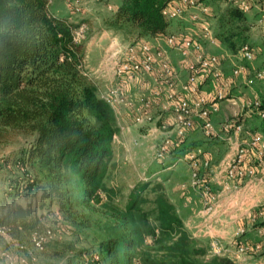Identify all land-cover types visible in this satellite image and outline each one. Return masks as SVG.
<instances>
[{"label": "trees", "instance_id": "trees-1", "mask_svg": "<svg viewBox=\"0 0 264 264\" xmlns=\"http://www.w3.org/2000/svg\"><path fill=\"white\" fill-rule=\"evenodd\" d=\"M168 2L120 0L110 15L102 17V24L135 43L166 37L171 34V21L163 13ZM254 2L263 12L264 0ZM224 3V7L211 9L210 18L220 46L234 55L246 44L252 47L250 25L237 6L228 0ZM75 30L68 17L51 11L50 0H0V144L19 136L27 142L13 162L21 174L0 206V229L6 234L0 238L21 249H37L33 238L50 231L49 215L56 210L84 232L91 228L92 214L106 221L97 252L78 250L63 264L154 263L141 247L145 236L156 238L158 244L178 236L177 247L188 253L191 236L177 206L183 199L190 211L193 209L192 197L187 194L191 189L181 186L188 181L186 175L180 183L174 177L176 170L163 180L157 177L152 186L156 194L154 224L143 210L147 202L143 192L150 183L144 181L123 209L115 203L117 192L107 180L116 168L114 144L121 128L116 111L84 69L85 47L75 40ZM223 143L214 142L218 150L212 152L217 155ZM189 149L186 137L184 146L174 153L176 159ZM213 167H202L200 177L215 194L208 180ZM167 184L173 198H168ZM18 197L24 202H18ZM69 247L75 250L74 244ZM179 261L197 264L184 257ZM207 264L234 263L218 256Z\"/></svg>", "mask_w": 264, "mask_h": 264}, {"label": "rangeland", "instance_id": "rangeland-1", "mask_svg": "<svg viewBox=\"0 0 264 264\" xmlns=\"http://www.w3.org/2000/svg\"><path fill=\"white\" fill-rule=\"evenodd\" d=\"M74 1L75 0H50V9L57 16L68 17L70 21L76 25L75 31L77 32L79 41L83 42L85 47L84 69L96 82L99 90L103 91V93H100L104 94L107 86L109 87V83H114V85L117 86V84L122 82L120 78L114 76L115 64L118 60V56L121 54L122 47H126L131 43L134 44L135 42L133 40H124L122 36V39L117 38L114 33L109 35L110 38L102 35L106 30L102 24V17L112 13L113 9L111 8L115 4L114 0H108V2L104 0L91 2L87 6H83L82 13L74 12ZM224 4V0L207 1V5L212 10ZM172 24L173 21L171 22V26L173 27ZM253 25V27H250L249 35L250 44L255 51V60L257 57L260 58L263 56L262 51L256 54L255 49L261 47L262 50H264V36L257 23L254 22ZM180 31L183 30L176 29L174 25V29L169 32H171V34L182 35ZM115 39L117 40V44L113 41ZM238 59L237 57H232V61L234 62ZM179 60L180 57L178 58V56L172 57L174 66L179 63ZM258 70L264 71V68ZM131 115L130 110L125 107L118 110L120 126H123V130H125L127 134H119L114 144V161L116 162V168L112 171L107 180V185L117 192L115 203L123 209L130 195L135 190H138L144 181L150 183L148 188L143 192V196L147 200V202L143 204V210L148 220L154 224L156 216V194L152 192V186L157 182V177H159V180H163L170 171H175L179 168L180 176L174 175V177L177 179V183H180V179L186 175L188 181L181 186L191 189L187 192L189 196L192 197L193 205V209L190 211L185 200L181 199L178 200L179 203L177 202L178 208L182 210V215L185 216L184 226L191 236L192 244L190 248H187L188 253L180 251L179 247H177L176 242L178 236H169L167 240L168 243L160 244H158L156 238L145 236L142 237L141 247L146 251L147 258L154 262L151 263L147 261L146 264H179L181 257L191 259L197 262V264H207L211 262V259L218 256L225 257L234 264H264V251L260 244V239L258 243L250 244L246 243L245 232L242 234H235L233 241H224L216 237L214 238L210 234V225H208L204 218L207 212H212L214 210L218 198L215 196L214 199H205V192L201 187L194 188L190 185L191 172L184 161H178L179 163L177 162L175 166L169 168L170 166L168 165H172V162L173 165L175 164L174 160L172 161V156H166L162 161L155 160L152 148L158 143L159 139L156 140L153 136L143 138L147 133L146 129L133 126ZM252 120L257 121L259 119L254 118ZM202 135L204 134L197 132L195 138L202 139ZM25 146H27L26 138L20 136L14 137L7 143L0 144V206L7 201L11 183L16 180V176L21 174V170L16 167L13 162L16 160L15 158H17L16 154L18 151ZM224 148L225 147L222 145L220 150L222 151ZM215 150L218 149L215 148ZM164 166L167 168L166 171H160ZM168 185L169 184H167L166 187L169 195L168 198H173L172 194L174 192ZM177 188H179V186ZM181 195L182 193H180V196ZM17 201L21 203L24 202L21 197H18ZM201 204L202 210L199 212L198 210L201 208ZM262 206L263 205L259 204L252 215L264 210ZM252 215L250 217H252ZM263 217L264 216L261 218ZM259 219L260 217L257 218L256 222ZM48 221L51 235L46 239L45 243H43L42 249L40 250L31 247L21 249L14 245L9 239L0 238V264H63L67 257L74 255L78 250L84 249L95 253L98 247L97 240L101 232L105 230L104 226L106 222L105 220L100 221L96 214H92L89 222L91 228L84 232L70 224V222L65 220L56 210L51 212ZM249 227L254 228L252 225ZM76 238L80 239L75 243ZM69 244H74L75 250L70 248ZM217 244L221 245L223 248V251L220 253L213 251V247H217ZM241 248L243 250H240ZM22 259H24V263H20ZM94 264L99 263L95 262Z\"/></svg>", "mask_w": 264, "mask_h": 264}, {"label": "built area", "instance_id": "built-area-1", "mask_svg": "<svg viewBox=\"0 0 264 264\" xmlns=\"http://www.w3.org/2000/svg\"><path fill=\"white\" fill-rule=\"evenodd\" d=\"M97 1L100 0H75L74 12L82 13L84 5ZM207 1L209 0H169L163 11L164 16L171 22L182 21L189 16V21L199 28L197 36L170 34L163 37L164 47L155 48L149 42L139 44L137 42L123 46L121 49L115 64L114 76L117 78L151 76L152 85L146 93L141 94L137 99H131L114 83H109L107 92L102 94V97L114 108L117 116L118 110L122 107L130 110L136 126L158 121L157 128L163 133V137L152 148L153 156L158 161H162L166 156L183 147L188 132L198 129L207 138L218 135L212 122V115L217 114L222 103L232 95L228 78L220 66V58L208 52L206 47V44L211 47L220 46L209 22L211 9ZM228 1L245 14L255 6L254 0ZM256 23L264 36V10ZM74 35L75 40L80 42L76 31ZM172 50L180 57V66L186 73L185 81L180 80L179 72L172 63L169 54ZM254 52V49L246 44L237 54L232 55L239 58L232 67V78L246 74L249 64L255 58ZM203 77L211 78L216 86L212 96L201 91L200 81ZM263 78L264 71L254 70L246 77L245 83L253 86ZM154 111L159 112L154 113ZM170 113L172 116L168 115ZM167 118H171V123L170 120L166 121ZM254 118L264 122V103L259 98L242 99L237 117L225 121L222 126L229 144L222 172L227 180L226 187H230L229 182L252 179L258 172L261 173L260 178L264 181V129L256 130L251 136L243 138L245 121ZM117 138L118 136L115 137L116 140ZM178 161L187 164L191 172L190 185L194 188L201 187L205 192V199L218 197V194L210 192L209 185L200 177V169L209 168L211 165L210 158L203 148L192 147L182 158L176 159V162ZM248 163L251 165L253 163L254 166ZM262 216H264L263 210L252 215L251 220L256 222L257 218ZM243 232L240 230L238 233ZM0 234L6 235L4 229H0ZM50 235L51 232L47 231L45 234L34 236L33 241L37 249H42L43 243ZM213 251L220 253L223 248L217 244V247H213ZM20 263H24V259Z\"/></svg>", "mask_w": 264, "mask_h": 264}, {"label": "crops", "instance_id": "crops-1", "mask_svg": "<svg viewBox=\"0 0 264 264\" xmlns=\"http://www.w3.org/2000/svg\"><path fill=\"white\" fill-rule=\"evenodd\" d=\"M101 1V0H100ZM105 2H108V0H104ZM115 4L112 7V9L115 10L117 6L119 5L120 0H114ZM226 6L225 4L221 7ZM262 8H260L259 5H255V7L249 12L246 13L248 24L250 27H253V23L257 22V19L260 18L262 15ZM210 24L213 28V19L210 18ZM173 27H169V31L174 29V25L176 29H181L183 31H180V34L184 35L185 37L190 36H197L199 34V28L197 26H194L189 21V16L186 17L185 20L182 21H174ZM171 29V30H170ZM252 29V28H251ZM113 32L105 30L102 34L103 36H106L110 38L109 35H111ZM171 33V32H169ZM173 33V32H172ZM117 38H121V36H117ZM117 44V40H113ZM144 42L143 40L139 41V43ZM155 48L156 47H164V41L163 37H157L153 38L149 41ZM162 44V45H161ZM207 50L210 53L218 55L220 58V66L224 73V75L229 79V90L231 91L232 95L231 98L226 100L224 103H222L220 111L217 114L212 115V122L214 125V128L218 132V135L214 136L213 138H207L206 136L202 135L201 138H195V135L197 132L202 133L200 130H195L187 133V144L192 147H201L204 149V152L206 153L207 157L210 158L211 165H213L212 176L208 179L211 188H213V191L215 194H218V201L217 204L214 206V210L212 212H207L205 215L204 220L210 225V234L215 238L222 239L224 241H230L234 240L235 234H237L240 230H243L246 233V243H258L259 239L260 244L263 247L264 251V217L260 218L256 224L255 222H251V215L254 213V211L258 208V205H263L262 208L264 209V181L260 178L261 173L258 172L256 177L252 179H245L239 182H229L230 187H226L225 183L227 182L226 178L224 177L223 172V161L225 160V156L227 155L229 144L226 140V133L222 132V124L232 119L233 117H237L240 107H241V100L242 99H250V98H259L264 102V78L261 80H258L255 85L248 86L245 81L246 77L250 76L254 70L263 69L264 68V50H260V48H256V54H259L260 51H262L263 56L255 59L251 64H249L248 70L245 75L232 78L231 76V70L234 65V61H232V55L224 50L221 46L217 47H211L208 44H206ZM123 48V47H122ZM170 57L178 56L176 51H170ZM175 54V55H174ZM229 61V62H227ZM177 64V63H176ZM176 70L179 72L180 80L185 81L186 80V73L180 66V62L175 65ZM209 77H203L200 81V88L201 91L208 96H212L216 90L215 84L212 82L211 78L207 79ZM122 81L120 84H117L118 87L121 88V90L124 91V93L127 95L128 98L133 97V99H137L141 94L146 93L150 85H152V78L151 76H141V77H124L120 78ZM139 85V87H138ZM108 89V86H107ZM105 90V92L107 91ZM178 90H180V87H178ZM101 93H103L102 90H100ZM132 92V93H131ZM159 111H154V113H157ZM132 114V113H131ZM171 115L172 114H168ZM167 115V116H168ZM122 119V118H121ZM131 119L133 120V115H131ZM171 118H167V122ZM172 120L169 121L171 123ZM253 121V122H252ZM118 123L120 126V118H118ZM158 121L156 120L152 124H147L144 126H137V127H143L146 129L147 133L143 138H147L149 136H153L160 141V139L163 137V133L158 130L157 128ZM133 126L134 125L133 123ZM123 126H120L121 132L120 134H127L125 130L122 128ZM250 127V128H248ZM264 129V122L261 120H251L248 119L245 121V132L243 133V138L247 136H251L253 132L256 130H262ZM125 132V133H124ZM129 133V132H128ZM119 137V136H118ZM154 138V139H155ZM118 139V138H117ZM220 140L221 142H224L223 146L225 147L224 150L220 151L217 155L214 154L215 150L212 152V149H215L214 142ZM117 141V140H116ZM176 152V151H175ZM170 156H172V161L174 160V166L176 165V156L174 153ZM173 164V162H172ZM250 166H254L248 163ZM180 176L179 168L175 171V176ZM183 179V178H182ZM180 179V182L181 180ZM189 196V193H188ZM202 210V204L201 208L198 210L201 212ZM264 211V210H263ZM249 224V225H247ZM254 226V228H251L249 226ZM249 240V241H248Z\"/></svg>", "mask_w": 264, "mask_h": 264}]
</instances>
